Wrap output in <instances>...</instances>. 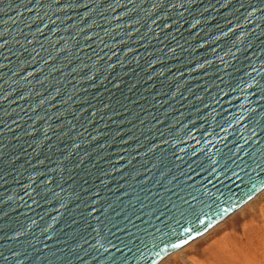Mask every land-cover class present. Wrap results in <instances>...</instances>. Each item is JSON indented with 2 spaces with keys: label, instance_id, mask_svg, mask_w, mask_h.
<instances>
[{
  "label": "water",
  "instance_id": "95a60500",
  "mask_svg": "<svg viewBox=\"0 0 264 264\" xmlns=\"http://www.w3.org/2000/svg\"><path fill=\"white\" fill-rule=\"evenodd\" d=\"M263 188L264 0H0V264H157Z\"/></svg>",
  "mask_w": 264,
  "mask_h": 264
},
{
  "label": "rangeland",
  "instance_id": "374dc122",
  "mask_svg": "<svg viewBox=\"0 0 264 264\" xmlns=\"http://www.w3.org/2000/svg\"><path fill=\"white\" fill-rule=\"evenodd\" d=\"M246 207L234 211L211 236L200 238L188 252H181L170 261L173 264H264V196Z\"/></svg>",
  "mask_w": 264,
  "mask_h": 264
},
{
  "label": "bare ground",
  "instance_id": "6f19581e",
  "mask_svg": "<svg viewBox=\"0 0 264 264\" xmlns=\"http://www.w3.org/2000/svg\"><path fill=\"white\" fill-rule=\"evenodd\" d=\"M264 196V188L262 190H260L259 192H257L256 194H254L250 199L246 200L243 204H241L238 208L234 209L231 213H229L225 218L219 220L217 223H215L213 226H211L208 230L204 231L203 233H201L199 236L195 237L194 239H192L190 242L186 243L190 245H188L186 247V244H184L182 247L169 252L163 259L160 260V262H158L157 264H162L163 262H166L165 264H173L174 262L170 261V260H175L174 257H176L178 254L182 253H186L189 251V248L192 247L200 238H207L208 236H211L216 230L217 228H219L220 224H222L224 221H226V219H228L231 214L234 211H241L246 209L248 205H250L252 202L258 201L260 198H262ZM233 215V214H232ZM222 226V225H221ZM181 255V254H180ZM170 256V257H168Z\"/></svg>",
  "mask_w": 264,
  "mask_h": 264
},
{
  "label": "snow or ice",
  "instance_id": "6c2138e0",
  "mask_svg": "<svg viewBox=\"0 0 264 264\" xmlns=\"http://www.w3.org/2000/svg\"><path fill=\"white\" fill-rule=\"evenodd\" d=\"M183 243H186V241H185V242H183ZM173 247H177V245H173Z\"/></svg>",
  "mask_w": 264,
  "mask_h": 264
}]
</instances>
